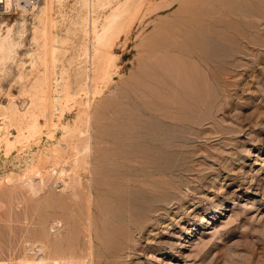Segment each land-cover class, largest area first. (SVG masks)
Masks as SVG:
<instances>
[{
  "label": "rangeland",
  "instance_id": "rangeland-1",
  "mask_svg": "<svg viewBox=\"0 0 264 264\" xmlns=\"http://www.w3.org/2000/svg\"><path fill=\"white\" fill-rule=\"evenodd\" d=\"M125 1L40 0L30 14L21 6L0 14V41L9 35L12 43L0 61V104L12 96L21 113H32L35 89L44 103L41 54L44 39L52 36L55 41L47 43L55 53L49 67L52 123L41 143L65 148L67 133L88 109L93 145L89 172L76 187L82 192L78 199L62 189L54 172L44 183L35 176L31 188L18 176L27 151L41 144L35 138L4 155L0 143V261L36 262L43 241L50 254L69 250L67 257L83 259L89 189L96 207L91 264H264V0H140L116 24L110 45H103L100 73L85 80L79 71L92 29H100ZM47 3L51 7L42 14ZM44 20L50 23L46 38ZM154 43L167 51L144 64V50ZM189 79L200 86L186 88ZM65 150L69 153L68 146ZM9 174L17 178L11 182ZM58 218L62 226L56 230Z\"/></svg>",
  "mask_w": 264,
  "mask_h": 264
},
{
  "label": "bare ground",
  "instance_id": "bare-ground-1",
  "mask_svg": "<svg viewBox=\"0 0 264 264\" xmlns=\"http://www.w3.org/2000/svg\"><path fill=\"white\" fill-rule=\"evenodd\" d=\"M3 3H4V7L6 9V11H10L11 10V6L12 4L14 3L16 5L17 8H20L19 6L22 7V9L24 11H26V9L24 8V6L20 3L22 0H2ZM212 1H215V2H218V1H221V0H212ZM222 1H231V0H222ZM214 2V3H215ZM140 3V0H126L124 4L120 5V6H117L106 18H105V22L100 26V29H96V28H93L92 29V35H93V38H92V41H89L88 44H87V48H86V53H85V60L83 61L84 64H83V70L79 71L81 74L84 75V79L85 80H89L90 79V76L91 75H96L98 72L100 73L101 71V68L99 67L98 68V64L97 62L100 60V58L102 57V51H103V47L105 46V49L110 45V40L112 39L113 37V30L115 29V26L116 24L118 25V23L124 18V15L126 14V12L128 11V8L130 6H134L136 4ZM213 3V4H214ZM219 3V2H218ZM228 4V3H227ZM230 4V2H229ZM225 5V3H224ZM142 6V5H141ZM51 7V5L49 3H47L45 6L42 7V9L40 10L42 14H46L48 13L47 11H49V8ZM225 7V6H224ZM20 9V10H22ZM137 9H139L137 7ZM229 9V8H228ZM205 11V10H204ZM213 11V10H212ZM219 11V10H218ZM7 12V13H8ZM138 12V11H137ZM201 12V11H200ZM214 13L216 12V9L215 11H213ZM221 14V13H220ZM220 14L218 13H215V16L219 15ZM225 14V13H224ZM229 14V13H227ZM190 15V14H189ZM187 15V16H189ZM192 15V14H191ZM209 15V13H208ZM211 15V14H210ZM230 15V14H229ZM236 15V14H235ZM203 16V14H202ZM244 16V15H243ZM191 17V16H190ZM193 15L192 17L189 19H187V23L189 24V20L190 21H193ZM197 17V16H196ZM235 17V16H234ZM211 18V17H210ZM228 18V17H227ZM44 19V18H43ZM214 20V18H213ZM212 20V21H213ZM197 21V19H196ZM216 21V20H215ZM218 21V20H217ZM216 21V23H217ZM198 22V21H197ZM202 22V21H200ZM207 22V21H206ZM222 22V21H221ZM229 22V21H228ZM227 22V24H228ZM194 23V22H193ZM231 23V22H230ZM196 24V23H194ZM213 24V23H212ZM222 24V23H221ZM122 25V24H121ZM181 25V24H180ZM209 25V23H208ZM216 25V24H214ZM174 26V25H173ZM192 26V25H190ZM200 26V25H199ZM228 26V25H227ZM231 25H229L230 27ZM43 34H44V37L46 38L47 36H50V32H49V27H50V23L48 22V20H44V24H43ZM202 27L204 28V26L202 25ZM202 27H198V28H202ZM206 27V26H205ZM121 28V27H120ZM120 28L118 30H120ZM175 28V27H174ZM185 28V27H184ZM207 28V27H206ZM205 28V29H206ZM209 28V27H208ZM233 28V27H232ZM122 29V28H121ZM177 29V28H176ZM181 29V28H180ZM188 29V28H187ZM211 29V27L209 28ZM214 29V28H213ZM212 29V30H213ZM218 29V28H217ZM216 29V30H217ZM117 30V31H118ZM175 30V29H174ZM208 30V29H207ZM205 30V31H207ZM159 31V29H158ZM179 31V30H178ZM185 31V30H183ZM189 31V30H188ZM209 31V30H208ZM207 31V32H208ZM215 31V30H214ZM211 32V31H209ZM213 32V31H212ZM211 32V34H212ZM220 32V31H219ZM116 33V31H115ZM161 33V31L159 32ZM176 33V32H175ZM119 34V32H118ZM165 35V34H164ZM184 35V34H183ZM190 35V34H189ZM192 35H195L194 33H192ZM201 35V34H199ZM182 36V33L181 35ZM198 35L196 34V37ZM214 36V35H213ZM221 36V35H220ZM51 38H49L47 41H45L44 39V52L41 54L42 58L45 60V65H46V70H45V77L44 78V83H45V89L42 90V92L44 93V96H46L44 98V103L41 104L40 103V95L42 94L40 92L39 94V90L35 89L37 87V83L33 85L34 87V92H33V97L31 99V103L33 104V108L35 109L34 112L32 113H21L20 110L17 108V106L14 104L13 100L14 98H12V96L9 97L8 101L6 104H0V143H1V146L3 147V153L2 155L7 154L8 152L10 153L11 151L15 152L17 150L20 149L21 146H25L24 144L25 143H28V141H31L32 138H35V141H38V143H41L42 141V135L44 133H46V129L48 128V126L51 125L52 123V119H51V111H50V107H51V100H50V92L52 90V86H51V77L49 76L50 73H51V70L49 69V67L52 66V61H53V58H54V49H53V46H48L47 43H50V42H54V37L50 36ZM175 38V36H173ZM172 36L170 37L171 39L173 38ZM196 37H195V40H196ZM201 37V36H200ZM203 37V36H202ZM205 37V36H204ZM9 35H6L2 41H0V61L7 58L8 57V53L11 51V47H12V43L10 42L9 40ZM116 38V37H115ZM159 38V37H158ZM157 38V39H158ZM178 38V37H177ZM154 39V38H153ZM170 39V40H171ZM199 39V38H198ZM220 39V38H219ZM244 39V38H243ZM50 40V41H49ZM114 40V39H113ZM161 39H159L160 41ZM168 40V39H167ZM153 41V40H152ZM156 41V40H154ZM153 41V42H154ZM158 41V40H157ZM156 41V43H157ZM173 41V40H172ZM198 43L200 40H197ZM169 42V41H168ZM167 42V43H168ZM192 42H193V39H192ZM156 43L152 44V46L148 45L149 47L147 49H145L144 51H146L145 53V57H143V59L145 60L144 61V64L149 62L150 59H153L155 56H157L159 54V52H166L167 51V47L164 46L162 43L161 47H159L158 49L156 48L155 45H157ZM160 43V42H159ZM166 43V42H165ZM174 43V42H173ZM202 43V41H201ZM204 43V42H203ZM150 44V43H149ZM172 44V43H171ZM52 45V44H51ZM104 45V46H103ZM159 45V44H158ZM152 47H155V49H153ZM197 47V46H196ZM171 48V47H170ZM199 48V47H198ZM203 48V46H202ZM201 48V49H202ZM208 49V48H207ZM195 50V48H194ZM192 51V50H191ZM208 51V50H207ZM202 52V51H201ZM196 53V52H195ZM205 53V52H204ZM144 55V54H142ZM141 55V56H142ZM193 55V53H192ZM196 55V54H195ZM205 55V54H204ZM158 57V56H157ZM161 57V56H160ZM39 58V57H38ZM203 58V57H202ZM141 59V58H140ZM143 62V60H142ZM150 63V62H149ZM165 64V63H164ZM44 65V64H43ZM143 65V64H142ZM150 65V64H149ZM204 65V64H202ZM153 66V65H152ZM210 66V65H209ZM144 67V66H143ZM167 67V66H165ZM208 66H206L207 68ZM192 68V66H191ZM199 68V67H198ZM166 69V68H164ZM190 69V68H189ZM195 69V68H194ZM208 69V68H207ZM143 70V69H142ZM145 70V69H144ZM191 70V69H190ZM148 71V70H147ZM189 71V70H188ZM150 72V71H148ZM148 72H145V73H148ZM140 73V72H139ZM144 73V74H145ZM195 73V72H194ZM189 74V73H188ZM209 74V73H208ZM212 74V73H211ZM44 75V74H43ZM142 75V73L139 74V77ZM147 75V74H146ZM210 75V74H209ZM208 75V76H209ZM144 76V75H143ZM149 76V75H148ZM195 76V75H194ZM213 76V75H212ZM138 77V79H139ZM197 77V76H196ZM196 77L195 78V81H196ZM210 77V76H209ZM214 77V76H213ZM21 78V77H20ZM144 78V77H143ZM183 79V78H182ZM211 79H214V78H211ZM180 80V79H179ZM185 80V79H184ZM190 80H192L193 82H191ZM215 80V79H214ZM212 80V81H214ZM217 80V78H216ZM182 81V80H181ZM188 81V79L186 80ZM185 81V82H186ZM189 83L185 84L187 85L186 88L188 87V84H195L194 83V79H189ZM90 82V81H89ZM135 82H136V79H135ZM158 82V81H156ZM155 82V83H156ZM177 82V81H176ZM180 82V81H179ZM39 83V82H38ZM160 83V82H159ZM166 82H164L163 84H165ZM87 84V83H86ZM135 84V83H133ZM152 84V83H151ZM158 85V83H156ZM163 84H159L158 86H163ZM181 84V83H180ZM200 84V82H199ZM136 85V84H135ZM178 85V83H177ZM196 85V84H195ZM193 85V86H195ZM203 85V84H202ZM206 85V84H204ZM203 85V86H204ZM138 86H140L138 84ZM142 86V85H141ZM166 86V85H165ZM192 86V87H193ZM197 86H200V85H196L194 88L197 89ZM152 87V86H151ZM191 86H189L188 90L192 92V89L190 88ZM96 88V87H95ZM134 88V87H133ZM136 88V86H135ZM141 87H139L140 89ZM155 88V87H153ZM99 89V88H98ZM157 89V88H155ZM154 89V90H155ZM195 89H193L195 91ZM202 89V88H201ZM136 90V89H135ZM200 90V89H199ZM147 91V90H146ZM138 92V91H137ZM197 92V91H196ZM201 92V91H200ZM204 92V91H203ZM146 93V92H145ZM145 93H142L141 94H145ZM150 93V92H149ZM176 93V92H175ZM174 93V94H175ZM193 93L192 92V96H193ZM190 94V93H189ZM202 93H200L201 95ZM194 95H198V94H194ZM142 96H146V95H142ZM148 96V95H147ZM166 96V95H165ZM176 96V94H175ZM173 96V97H175ZM182 96V95H181ZM204 96V94H203ZM172 97V98H173ZM187 97V95H186ZM202 97V96H201ZM200 97V98H201ZM138 98V97H137ZM145 98V97H144ZM151 98V97H150ZM179 98V97H178ZM195 98V97H194ZM182 99V98H181ZM197 99V97H196ZM199 99V98H198ZM15 100V99H14ZM168 102H172V101H169L170 99L168 98L167 96V99H166ZM172 100H175L174 98ZM142 101V100H141ZM146 101V99L144 100ZM154 101V100H153ZM152 101V102H153ZM166 101V102H167ZM183 101V100H182ZM147 102L150 103V101L147 100ZM175 102V101H174ZM180 102V101H179ZM86 103V102H85ZM162 103V101H161ZM161 103L160 106H161ZM87 104V103H86ZM141 104V103H140ZM153 105V103H151ZM154 104L156 105V103L154 102ZM158 104V103H157ZM172 104V103H171ZM174 104V103H173ZM172 104V105H173ZM179 104V103H178ZM188 104V103H187ZM146 105V104H145ZM147 106V105H146ZM154 106V105H153ZM158 106V105H157ZM87 107V106H86ZM159 108V107H158ZM171 108V107H170ZM152 109V108H151ZM150 109V110H151ZM168 109V107H167ZM166 109V110H167ZM86 110V108H85ZM165 110V109H164ZM165 110V111H166ZM83 111V110H82ZM80 111V112H82ZM157 111V110H156ZM161 112V108L159 110ZM168 111V110H167ZM79 112V114H80ZM159 113V112H158ZM91 114V113H90ZM169 114V113H168ZM167 114V115H168ZM29 115V116H27ZM166 115V116H167ZM77 117H79L77 115ZM80 119H78L77 123H76V120H75V123L77 125H75L74 127L71 128V132L70 134L67 133L70 138L69 140H66L64 141L65 142V148H63V146L61 144H55L53 143L51 146L47 147L46 144H39L37 145V149L34 151L33 150H28L27 153L25 154L26 156V164H24L22 167H21V171L19 172V177L25 181L26 185L28 187H34L35 185V176H38L37 178V182H43L44 181H47V179L49 180L50 176L52 175V173L54 172L56 174V178L57 177L59 178V180L62 182V185L64 188L62 189H67L68 188L70 189V192H71V198H78L79 197V193L76 191V187H81L82 186V175L86 176L85 174L89 172V166H90V163H89V159L91 158L90 155L92 154L91 153V145L90 142H89V139H90V134L88 132V128H89V112H88V109L83 113V115L81 117H79ZM41 119H43V123H41ZM54 119V118H53ZM60 119V116L57 117V119L55 120H59ZM55 123V122H54ZM50 128V127H49ZM10 129H14L15 130V134L14 135H11L10 134ZM91 130V129H89ZM127 132V131H126ZM112 133V132H111ZM116 133V132H115ZM129 133V132H128ZM107 134H105L106 136ZM121 135V134H120ZM46 136V135H45ZM48 136V135H47ZM160 136V135H159ZM112 137V136H110ZM114 137V136H113ZM51 135L49 137V140H50ZM137 138V137H136ZM66 139V138H65ZM68 139V138H67ZM57 140V139H56ZM61 140V139H59ZM63 140V139H62ZM109 140V139H108ZM111 140V139H110ZM135 140V139H134ZM34 142V140H32ZM61 142V141H60ZM59 142V143H60ZM111 142V141H110ZM116 142V141H115ZM62 143V142H61ZM133 143V142H132ZM36 144V143H35ZM135 145V144H134ZM155 145V144H154ZM66 146H68L69 148V153L68 151H66ZM93 146V145H92ZM117 146V145H116ZM130 146V145H129ZM28 147V146H27ZM125 147V146H124ZM152 147V146H151ZM118 148V147H117ZM150 148V147H149ZM108 149V148H107ZM27 150V149H26ZM127 150V149H126ZM18 152V151H17ZM16 152V153H17ZM127 152V151H126ZM91 153V154H90ZM148 153V152H146ZM120 154V153H119ZM1 155V153H0ZM107 155V154H106ZM126 155V154H125ZM130 156H133V155H130ZM135 156V155H134ZM119 157V156H118ZM123 157V156H122ZM151 158V157H150ZM91 160V159H90ZM135 160V159H134ZM137 160V159H136ZM92 161V160H91ZM66 166H69L70 168V171L68 172L69 174H66V171L67 168ZM91 169V168H90ZM92 170V169H91ZM59 171L58 175H57V172ZM18 173V172H17ZM13 174L15 175V172H13ZM92 174V173H89V175ZM12 174H9L6 179L7 180H10L12 178H17V176H14ZM88 177V176H87ZM16 179L17 182L21 179ZM58 180V179H57ZM85 180V179H84ZM87 180V179H86ZM89 180V178H88ZM87 180V181H88ZM91 180V178H90ZM11 181V180H10ZM59 181V182H60ZM12 182V181H11ZM22 182V181H21ZM89 183V182H88ZM12 184V183H11ZM46 184V183H45ZM25 185V184H24ZM89 185V184H88ZM93 185V184H92ZM90 186V185H89ZM88 187V186H87ZM93 188V187H92ZM91 189V188H90ZM29 190V189H28ZM78 190V189H77ZM83 190V189H82ZM92 190V189H91ZM38 191V190H37ZM67 193V192H66ZM93 193V192H92ZM82 194V192L80 193V195ZM31 195V194H30ZM85 195V208H86V220H87V239H86V242H85V255L83 257V259H80L79 255L78 257H74L75 259L72 260V254H71V257H67L66 255H70L69 253V250L66 251L68 254H66L65 252V255H62V256H58L56 255L55 252L54 254H50V251L49 248H48V245H46V243L42 242L40 243L41 246H40V252L43 253L42 256L39 258L38 261H33L31 264H91L92 263V255H93V247H94V242H93V236L91 237L90 236V227H91V217L93 215L92 214V208L94 206V204L92 203V196H91V192L89 189H87V191H85L84 193ZM83 195V196H84ZM70 196V195H69ZM65 197V196H64ZM68 197V196H67ZM66 197V198H67ZM83 197H81V201L83 200L82 199ZM79 199V198H78ZM67 201V199H65ZM105 200V199H104ZM72 202H74L73 204H71L72 206L77 203L76 202V199L73 201L72 199L69 200ZM80 201V202H81ZM63 202V201H62ZM68 203V201H67ZM65 203V204H67ZM60 205H62L60 203ZM64 205V203H63ZM62 205V206H63ZM84 205V204H83ZM93 205V206H92ZM62 206H60L62 208ZM66 206V205H65ZM69 206V204H68ZM71 206V207H72ZM79 206V205H78ZM60 207H57V208H60ZM70 207V208H71ZM77 207V206H76ZM95 207V206H94ZM56 208V207H54ZM64 208V207H63ZM68 208V207H66ZM66 208H64L65 210H67ZM79 208V207H78ZM76 208V210L78 209ZM83 209V207H81ZM79 208V209H81ZM96 208V207H95ZM63 209V210H64ZM73 209V208H72ZM78 209V210H79ZM81 209V210H82ZM105 209V208H104ZM64 210V211H65ZM75 210V211H76ZM84 210V209H83ZM82 210V211H83ZM55 211V209H54ZM60 211V210H59ZM63 211V212H64ZM73 212L74 209L72 210ZM81 211V212H82ZM96 211V210H95ZM68 212V210H67ZM66 211L64 213H67ZM71 212V210L69 211ZM61 213V212H59ZM63 213V214H64ZM76 213V212H75ZM80 213V211H79ZM78 213V214H79ZM71 214V213H70ZM83 214V213H82ZM97 214V213H96ZM64 215H67V214H64ZM80 215V214H79ZM78 215V216H79ZM101 215V214H100ZM100 215L98 214L97 217H100ZM69 216V215H68ZM71 216H73L71 214ZM70 216V217H71ZM76 216V214H75ZM66 218V216H64ZM82 217V218H81ZM80 218L83 219V216H81ZM103 216H101V219H102ZM64 218V219H65ZM73 218V217H71ZM71 218H68L71 219ZM79 218V217H78ZM105 217H103L104 219ZM81 219H78L79 221H83ZM98 219V218H97ZM99 218V221L101 220ZM66 220V219H65ZM66 220V221H68ZM93 220V219H92ZM56 224H53L52 227H54L56 230H58L62 224L59 222V218L58 220H54ZM65 221V223L67 224V222ZM76 221V220H75ZM105 221V220H104ZM93 222V221H92ZM102 222V221H101ZM75 223V222H74ZM80 223V222H78ZM78 223L76 222V224L78 225ZM85 223V222H84ZM96 223V222H95ZM94 224V222H93ZM99 224V223H98ZM74 224H72V227H73V231L76 233L77 231H75V228L73 226ZM80 225H83V224H80ZM100 225V224H99ZM105 225V223H104ZM80 227V226H78ZM77 227V228H78ZM101 227H104L101 225ZM107 227V226H106ZM100 228V227H99ZM82 229V228H81ZM111 229V228H110ZM72 230V229H71ZM77 230V229H76ZM85 230V229H84ZM102 230V229H101ZM83 231V230H81ZM86 232V231H85ZM94 232V231H92ZM98 232V230H97ZM101 232V231H100ZM70 233L73 234V232L71 231ZM78 233V232H77ZM76 233V234H77ZM71 234V235H72ZM95 234V233H94ZM93 234V235H94ZM106 234V233H105ZM74 236V235H73ZM77 236V235H75ZM74 236V237H75ZM97 236V235H96ZM102 236H105V235H102ZM70 238V237H69ZM69 238H66V239H69ZM76 238V237H75ZM96 238V237H95ZM63 239V238H62ZM76 240V239H75ZM95 240V239H94ZM46 241V240H45ZM66 241V240H65ZM64 241V242H65ZM70 241V240H69ZM99 241V240H98ZM115 241V240H114ZM67 242V241H66ZM65 242V244H66ZM72 242V241H71ZM80 242V241H79ZM69 243V242H67ZM75 245H76V242H74ZM111 243V242H109ZM61 244V242H60ZM80 244V243H79ZM116 244V243H114ZM55 245V244H54ZM53 245V246H54ZM74 247H78V245H76ZM51 246V245H50ZM59 246V244H58ZM69 246V244H68ZM71 244H70V247L69 249L71 248ZM82 246V245H81ZM109 246V245H108ZM38 247V246H37ZM52 247V246H51ZM62 247H63V244H62ZM67 247V246H65ZM39 248V247H38ZM53 248V247H52ZM57 248V247H56ZM60 248V247H59ZM73 248V247H72ZM83 248V246H82ZM62 249V248H60ZM67 249V248H65ZM75 249V248H74ZM80 249V248H79ZM72 250V249H71ZM114 250V249H113ZM65 251V250H64ZM64 251L62 250V254H64ZM73 251V250H72ZM77 251V250H76ZM61 252V251H59ZM83 252V251H82ZM74 253V252H73ZM77 253V252H76ZM59 254V253H58ZM61 254V253H60ZM82 254V253H81ZM63 256H66V257H63ZM102 257V256H101ZM104 258V256H103ZM97 258H95L96 260ZM0 264H9V263H6V262H2L0 261ZM13 264V263H12Z\"/></svg>",
  "mask_w": 264,
  "mask_h": 264
},
{
  "label": "built area",
  "instance_id": "built-area-1",
  "mask_svg": "<svg viewBox=\"0 0 264 264\" xmlns=\"http://www.w3.org/2000/svg\"><path fill=\"white\" fill-rule=\"evenodd\" d=\"M39 1L40 0H22L20 3L24 6L28 14H30L35 10V7H37V5L39 4ZM16 8H17L16 5L13 3L11 6V10L16 9ZM7 12L8 11H6L3 1L0 0V14H4Z\"/></svg>",
  "mask_w": 264,
  "mask_h": 264
}]
</instances>
